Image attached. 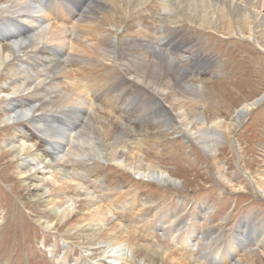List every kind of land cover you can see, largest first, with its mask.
<instances>
[{"label": "rangeland", "instance_id": "rangeland-1", "mask_svg": "<svg viewBox=\"0 0 264 264\" xmlns=\"http://www.w3.org/2000/svg\"><path fill=\"white\" fill-rule=\"evenodd\" d=\"M50 1L48 3L52 4ZM161 1L84 0L83 6L80 5L84 18H75L76 22L82 21L79 23L85 31L83 43L93 47L96 23L100 21L99 33L102 32L103 38L111 28L113 44L104 67L95 68L94 72L75 62L70 64L72 75L83 89L86 88L82 85L83 80H86L84 84H89L93 72L96 81L100 77H124L135 68L133 62L123 60L125 44L135 40L156 48L161 45V33L166 28V39L172 43L164 49L168 56L145 48L149 56L155 55L158 63L151 71H163L161 82L166 76L168 79V72H174V85L182 92L193 86L199 89L197 105L204 114L203 121L206 120L210 128L216 121H222L226 127L216 133L220 138L218 147L212 150L202 147L199 134L186 133L171 118L168 109L174 107H169L165 100L159 104L148 101L142 96L139 85L121 86L122 90L107 94L96 83L90 89L96 96L93 108L84 118L91 131L96 129V149L92 151L87 140L77 145L76 139L82 131L76 129L72 134L73 142L70 145L64 143L61 147L63 153L59 154V159H64L71 170L57 167L61 175L55 186V169L47 167L42 160L36 161L25 155L18 159L6 145L15 134L23 138L25 126L32 127L31 117L21 124L10 125L11 113L7 109L11 100L23 101L25 106L21 109H39L46 98L47 101L53 98L42 89L33 85L29 87L33 79L28 72L32 54L26 48L31 49L33 39L30 34L21 37L24 44H21L20 51L0 73L2 264H108L117 249H107L104 234H101L103 239L91 242L77 235L75 231H80L79 228L75 231L69 225L47 228L40 196L32 195L37 184L46 190L44 199H49L53 190L61 189L62 192V189L71 187L66 191L65 199L70 205H76L77 210L85 201V190L105 205L110 221L118 223L131 238L123 249L126 254L123 264H264V198L255 186L256 183L260 186L264 180V98L239 125L235 121L244 105L264 97V25L259 19L235 17L220 13L217 8L214 12L220 15L219 22L217 20L213 25L207 21L204 23L206 19L202 18L204 15L199 13L200 9L195 8L196 3L176 9L172 18L163 20ZM106 10L109 14H105ZM10 16L0 11V34L9 30L20 33L21 26L16 25ZM54 21L52 17L51 23ZM161 22L166 25L164 28H161ZM107 25L112 27L106 28ZM9 43L3 40L0 47ZM171 57L180 66L178 63L173 65L175 62ZM140 58L143 56L137 55L132 61ZM95 75L100 76L99 79ZM129 78L132 81L133 77ZM185 98L190 100L187 96ZM46 109L55 115L58 112L52 106ZM91 116L97 124L91 121ZM115 124L130 132V141L124 150L126 155L123 153V158L117 161L101 140L104 132ZM54 126L59 127V124ZM27 145L32 146V143ZM129 151L133 152L132 158ZM84 152L88 155L82 156ZM211 154L220 160L215 161ZM119 160L124 164L127 160L129 168L136 169L138 174L146 172L147 166L168 172L177 180V185L161 186L139 179L119 166ZM78 161L87 162L89 166L79 169ZM23 162L32 163L37 176L34 179L36 185L27 183L19 173V165ZM70 175L83 187L72 178L69 181ZM45 178L50 185L41 182ZM175 211H178V223L163 216ZM193 221L208 223L199 238L194 236ZM188 226L191 231L186 229ZM242 240L246 242L244 248L238 254L231 253L229 243L240 246ZM187 244L194 246L188 249ZM214 246L221 248L217 258L214 255L208 257ZM154 250L158 252L157 257L152 255ZM164 252L170 258L164 256ZM206 256L208 258L204 260Z\"/></svg>", "mask_w": 264, "mask_h": 264}, {"label": "bare ground", "instance_id": "bare-ground-1", "mask_svg": "<svg viewBox=\"0 0 264 264\" xmlns=\"http://www.w3.org/2000/svg\"><path fill=\"white\" fill-rule=\"evenodd\" d=\"M49 1L50 0H0V11L4 14H11L10 17L15 21L16 25L21 26L19 34L13 30L0 34V44L3 40L10 42L0 47V73L4 70L7 63L16 56L18 51H20L21 44H24L21 37L26 38L27 35L30 34L33 42L31 49L27 47L28 49L26 48V50H29L32 54L30 58L31 63H29L31 69L29 68L28 72L31 73L33 79L30 80L29 87L33 85V87L42 89L43 92L53 96L52 100L49 99L47 101L46 98V101H44L39 109L35 107L21 109V107L23 108L25 106L23 101L11 100L10 106L7 109V111L11 113L9 119H11L12 123L10 125L21 124L28 117L32 118V127L25 126V136L23 138L16 137L15 134L14 137L6 143L7 147H10V149L17 154L18 159L22 155H25V157H30L36 161L42 160L41 162L46 163L47 167L55 169V174L53 176L55 179H53V183L56 186L58 176L61 175L57 167L67 171L71 170V167L66 166V161L64 159H59V154L63 153L61 147L64 143V145H70L73 142L72 134L76 129H81L82 131L81 136L76 139L77 145L87 140L86 142L89 148L92 151L95 150L96 129H92L91 131V127L85 125L84 118L88 117V113L93 108V101L96 96L95 92L90 89L94 88L96 83H98L107 94H110L113 90L118 92L122 90L120 88L129 86L132 83L139 85L142 96L147 97L148 101L159 104V101L163 102L165 100L166 103L169 104V107H174L173 110H170V108L168 109L171 118L174 119L175 122L177 121V125L179 124L186 133L195 132L194 134H199L198 138H200L199 140L202 142V147L209 148L210 150L218 147V139L220 138L216 133L226 130V127L222 125V121H216L210 128L208 122L206 120L203 121L204 114L203 112L201 113L202 110L199 109L201 107L197 105L199 89L193 86L182 92L174 85V72H168V79L166 76L165 81L161 82L163 71H159L160 73L151 71V68L158 66V63L155 61V55L149 56L145 48L146 50L149 48L153 49L155 54L157 51L168 56L167 51L164 49L170 47L172 43L166 39V28L163 33H161V45L156 46V48L154 46L148 47L149 44L145 46L135 40L125 44V48L122 50L123 60H129L135 65V68L127 72V75L120 78L110 76L108 79L100 76L99 79V77L95 75L99 79L96 81V78L92 77L93 73L96 72L94 71L96 70L95 68L104 67V63L109 60V55L111 54L110 52L113 44L111 40V28L108 29V32H106V35L102 38V32L99 33L101 22L97 21L95 29L96 43L90 48L87 44L83 43L85 31H82L81 23H79L82 21H75L77 16H79V19L80 16L84 18L81 12V7L83 6L81 4L84 0H51L56 4L55 7L52 6L53 3H48ZM189 3L197 4L195 8L198 7L200 9L199 13L204 15L202 17L206 19L203 21L204 23L207 21L209 24L213 25L216 23L215 21L218 20L217 22H219L220 15L214 12L217 8L220 13L226 12L235 17H250L253 18L251 19L252 21H255L254 19H259L262 25H264V0H162L161 4L164 12L161 15V19L167 20L172 18L176 9H180L182 6ZM58 4L60 5L57 6ZM105 14H109V12L106 10ZM52 17L53 20H55L53 24L51 23ZM108 26L112 27L107 25L106 28H108ZM165 26L162 24L161 28ZM15 28L16 27H13V29ZM30 29L34 30L31 31ZM252 30L254 31V29ZM253 31L252 36H254ZM176 46L180 47L179 45ZM134 50L137 52L134 53ZM137 55H141L143 58L132 61ZM91 56L93 58H90ZM171 61L175 62L173 65L178 63V66H180L179 62L172 57ZM75 62L79 63L78 66H86V70L90 69L94 71L90 73L92 80L90 79L88 81L89 84H84L86 80H83L82 85H86L85 89L81 87L77 79L72 75L73 70L70 68V64H74ZM128 75L133 77L132 81H130L131 79ZM110 85L111 87H109ZM49 89L51 90L50 93ZM2 92H4V90ZM186 96L190 98V100L186 99ZM193 101H196V103ZM262 101L263 98H260L251 104L244 105L235 117V121L239 122L238 125L242 122V118H245L249 111ZM17 104H20V107ZM164 104L165 103H162L165 107ZM49 106H52V109L58 111L56 113L57 116L53 114L54 112H47L48 109L46 108ZM37 112L42 114H36ZM49 121H52V123ZM91 121H93L94 124L98 123H96L94 116H91ZM55 124H59V127H55ZM122 128L123 126H118V124L114 126L111 125V128L108 132H104L101 139L103 142L102 144L107 150H110L111 156L116 161L119 158H123L126 144L130 141V132L127 133V130ZM227 129H229V127H227ZM98 130H100V128H98ZM27 143H32V146L27 145ZM131 153L133 152L129 151L131 155L129 156L132 158L133 155ZM84 155H88V152L82 153V156ZM212 157L215 161L220 160L215 154L212 155ZM47 159L51 161L48 162L46 161ZM125 162L124 164V161L121 160L119 166L125 167L129 173H133L135 177L139 179L151 181L161 186L177 185V180L168 172L153 168L152 166H147L145 169L146 172L138 174L136 169L129 168L130 164L127 160ZM88 166L87 162L81 163L78 161L79 169ZM18 170L21 176L25 177L27 183L31 185L37 184L34 180L37 176L36 173H34L32 163L23 162V164L19 165ZM71 178V175L68 176L69 181ZM72 179L75 180L74 178ZM47 180L48 178L41 179V182L50 185V181L46 182ZM77 184L83 187L79 182H77ZM255 186L256 189L263 194L264 198V180L261 182L260 186H258L257 183ZM70 188L71 187H66L62 189V192H60L61 189L59 191L53 190L49 199H44L46 197V190L44 187L37 184L33 189L32 195L40 196L41 207L44 209L43 216L48 222L47 228L51 229L59 225H69L74 231L79 228L80 231H75L78 232L77 235L81 238L85 237L86 239H90L91 242L94 240L96 241V239H103L104 237L101 234H104L107 240L104 242L107 249L117 248L116 251L112 253L110 257L111 260L108 261V264H123L126 260V254L123 252V249L131 239L128 233L119 228L118 223L110 221V214L106 206L102 205L101 202L95 199L91 193L86 190L85 201L81 205V209L77 210L76 205H70L65 199L66 191L68 192ZM163 216L168 219L173 218L175 223H178V211L172 214L166 212ZM108 222H110L111 225H108ZM206 222L207 221L202 223L192 222L191 227H193L195 232L194 236L197 238L200 237L201 233L206 229V224H208ZM178 225H180V223ZM191 227L188 226L186 229L191 231ZM187 234L189 235V233ZM135 239L140 241L139 238ZM245 244V240H242L240 246L236 245L235 242L229 243V251L238 254L240 249L244 248ZM193 246L194 245L187 244L188 249H191ZM218 246H214L215 249L212 247L213 250L209 252L210 254H207L208 257L214 255L217 258L218 251L221 249L218 248ZM225 250L228 252V249L225 248ZM152 255L157 257L158 252L154 250ZM164 256L170 258L167 252H164ZM208 257H204V260ZM183 260H185L184 257ZM64 262L66 263L67 260ZM0 264H2L1 261Z\"/></svg>", "mask_w": 264, "mask_h": 264}]
</instances>
